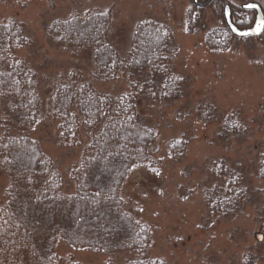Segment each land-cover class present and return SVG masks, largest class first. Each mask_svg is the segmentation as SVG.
<instances>
[{"label":"trees","instance_id":"16d2710c","mask_svg":"<svg viewBox=\"0 0 264 264\" xmlns=\"http://www.w3.org/2000/svg\"><path fill=\"white\" fill-rule=\"evenodd\" d=\"M202 11L191 5L186 12L189 35L200 29ZM111 22L110 10H91L45 25L47 42L87 54L92 73L91 79L74 74L51 79L43 92L40 76L21 55L31 45L23 24L0 23V170L7 177L0 206V264H81L61 260L55 252L60 244L100 254L107 264H166L151 256L152 230L130 210L122 187L134 169L153 166L159 138L138 102H178L186 82L175 72V41L165 24L137 22L121 51L112 44ZM205 35L210 49L227 50L224 28ZM117 77H125L128 92L100 93L92 86ZM199 111L203 122L218 126L220 138L240 139L246 133L233 114L224 117L213 107ZM47 120L56 122L66 145L81 146L77 139L85 140L78 162L65 172L31 137L32 129ZM187 142L182 137L166 143L171 161L181 160ZM258 150L256 171L264 180V148ZM208 171L217 181L201 193L208 211L234 215L249 196L241 175L223 161Z\"/></svg>","mask_w":264,"mask_h":264},{"label":"rangeland","instance_id":"374dc122","mask_svg":"<svg viewBox=\"0 0 264 264\" xmlns=\"http://www.w3.org/2000/svg\"><path fill=\"white\" fill-rule=\"evenodd\" d=\"M191 0H0V23H22L31 42L21 55L41 78V91L57 78L71 74L91 79L87 54L52 46L44 37L45 25L70 14L110 10L111 39L123 51L134 25L143 20L165 24L175 41V72L186 82L182 99L175 103L140 100L145 122L159 129L152 167L134 169L125 179L122 195L130 210L152 230L151 256L166 264H264V180L257 173L258 149L264 148V43L233 41L226 51L205 44V34L220 26L217 18L202 11L200 29L186 30ZM203 26V28H202ZM202 28V29H201ZM125 77L92 82L100 93H126ZM48 84V85H47ZM213 107L220 115L238 117L245 134L240 139L220 138L216 124L203 122L197 111ZM35 139L62 172L74 166L81 146L59 140L56 122L45 121L32 129ZM185 138L188 147L180 161H171L167 142ZM223 161L243 179L245 197L232 216L211 214L204 189L217 183L209 175L212 164ZM7 177L0 170V206ZM61 260L81 264H107L108 259L87 251L56 248ZM114 263H116L114 261Z\"/></svg>","mask_w":264,"mask_h":264},{"label":"flooded vegetation","instance_id":"af4514ba","mask_svg":"<svg viewBox=\"0 0 264 264\" xmlns=\"http://www.w3.org/2000/svg\"><path fill=\"white\" fill-rule=\"evenodd\" d=\"M204 2H208L204 7L198 8V5H195L193 0H191V5L197 10H206L219 20L220 26L212 30L224 28L228 32L230 39L227 44V50L235 40L245 43L257 40L264 43V28L257 36L238 37L227 28L228 26L225 22V14H228L232 27L238 32H247L254 29L257 24V15L261 16L260 19L264 23V0H197V4H203Z\"/></svg>","mask_w":264,"mask_h":264},{"label":"water","instance_id":"95a60500","mask_svg":"<svg viewBox=\"0 0 264 264\" xmlns=\"http://www.w3.org/2000/svg\"><path fill=\"white\" fill-rule=\"evenodd\" d=\"M193 3L195 4V5H198V8L199 7H204L208 2H204L203 4H197V0H193ZM257 17H258V19H257V24H256V26H255V28L254 29H252V30H250V31H247V32H238L234 27H232V24H231V21H230V19H229V16H228V14H225V22H226V24H227V28H229L230 29V31L234 34V35H236V36H238V37H243V36H257V35H259V33L261 32V30L259 31V32H257L256 31V29H257V27L259 26V24L261 25L262 24V21H261V16H259V15H257ZM243 33H247V35H242ZM261 236L260 235H257L256 236V243H261L262 242V239L260 238Z\"/></svg>","mask_w":264,"mask_h":264},{"label":"snow or ice","instance_id":"6c2138e0","mask_svg":"<svg viewBox=\"0 0 264 264\" xmlns=\"http://www.w3.org/2000/svg\"><path fill=\"white\" fill-rule=\"evenodd\" d=\"M262 28H264V23H262L261 25H259L256 29L257 32H259ZM242 35H247V33H243ZM261 239H264V237H260Z\"/></svg>","mask_w":264,"mask_h":264}]
</instances>
